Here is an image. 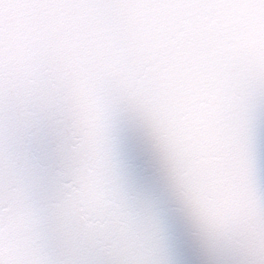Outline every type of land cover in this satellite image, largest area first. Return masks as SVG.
I'll use <instances>...</instances> for the list:
<instances>
[{
    "label": "snow or ice",
    "instance_id": "1",
    "mask_svg": "<svg viewBox=\"0 0 264 264\" xmlns=\"http://www.w3.org/2000/svg\"><path fill=\"white\" fill-rule=\"evenodd\" d=\"M0 264H264V0H0Z\"/></svg>",
    "mask_w": 264,
    "mask_h": 264
}]
</instances>
